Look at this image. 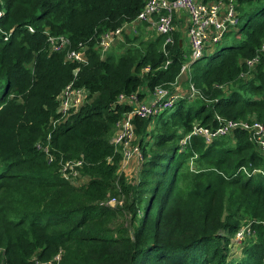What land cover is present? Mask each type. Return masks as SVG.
<instances>
[{
	"label": "trees",
	"instance_id": "trees-1",
	"mask_svg": "<svg viewBox=\"0 0 264 264\" xmlns=\"http://www.w3.org/2000/svg\"><path fill=\"white\" fill-rule=\"evenodd\" d=\"M144 3L0 0V264H37L58 252V264H264V155L256 143L239 129L179 149L195 122L264 123V55L252 70L245 65L264 39V0H235L238 42L190 63L200 105L181 97L156 116L133 118L141 158L129 178L111 143L130 110L118 97L172 90L190 53L175 29L146 35L148 24L137 21ZM118 28V42L101 52L103 33ZM49 35L66 38L86 62L53 51ZM248 71L253 78L244 81ZM69 83L87 94L60 118L58 96ZM77 159L86 179L73 184L60 161ZM245 219L252 237L231 258Z\"/></svg>",
	"mask_w": 264,
	"mask_h": 264
},
{
	"label": "built area",
	"instance_id": "built-area-1",
	"mask_svg": "<svg viewBox=\"0 0 264 264\" xmlns=\"http://www.w3.org/2000/svg\"><path fill=\"white\" fill-rule=\"evenodd\" d=\"M184 12L188 19L187 37L190 46V53L187 62L182 66L181 72L189 70L190 63L203 55L207 54L209 47L219 43L226 33L231 29H237V11L235 9V0H215L211 2H200L196 0H145V3L137 16V21L145 22L148 27L155 33L169 34L174 30V21ZM3 11L0 10V17ZM29 31H33L31 26H27ZM1 30V29H0ZM1 32V31H0ZM121 29L114 31H106L101 36L98 48L101 52L106 51L115 39L119 37ZM47 34V32H46ZM6 34L4 39H7ZM48 43L53 51H62L66 49L65 57L67 60H73L85 63L86 59L81 52L67 48L68 41L62 36L49 35ZM261 55H264V39L261 41L257 50V54L245 60L247 70H252L260 61ZM249 72V71H248ZM247 74H250V72ZM245 74L244 76H246ZM176 83V82H175ZM189 90L187 96L180 93L175 87L173 89L157 88L151 93V100L145 102L139 100L135 94L120 95L119 102H124L130 106V110L125 113L116 124V130L111 138V143L119 147L122 153V161L127 164L132 157L141 158L139 146L134 143L135 132L133 118H148L158 115L160 112L171 108L175 101L181 97L188 99L202 98L198 89L189 82ZM175 85V84H174ZM86 90L81 87H74L72 83L66 85L58 96V112L60 118L65 117L70 111L76 110L84 101ZM217 124L215 126L201 125L197 122L193 123L190 131L186 132L179 140V149L184 150L194 137H200L208 144L214 139L226 136H233L236 130H243L248 133L249 139L255 142L261 153L264 155V123L258 120L245 121L242 119H226L217 116ZM45 152L47 148L43 149ZM196 154L191 156L189 166L193 169V160ZM52 156H48V162H52ZM82 160H64L60 161V173L66 180L73 181L79 176V167ZM122 164V165H123ZM246 167L242 170L248 175L253 172H259V169L246 171ZM248 170V169H247ZM114 200V199H111ZM110 200V201H111ZM249 227V224L247 228ZM240 227L234 234V240L241 237ZM60 260V252H58L51 260L38 262L37 264H58Z\"/></svg>",
	"mask_w": 264,
	"mask_h": 264
},
{
	"label": "rangeland",
	"instance_id": "rangeland-1",
	"mask_svg": "<svg viewBox=\"0 0 264 264\" xmlns=\"http://www.w3.org/2000/svg\"><path fill=\"white\" fill-rule=\"evenodd\" d=\"M180 15L181 16L177 17L176 21H174V29L181 36V39L183 41V47H184V50H185L186 56H187V54L190 51L188 37H187V34H186L187 25H188V19H187V16L185 15L184 12L180 13ZM240 23H241V21H240ZM144 27L145 28H143V29L146 32V35L147 36H149V35L151 36L153 34V32H152L153 30L148 28L146 25ZM238 37H239V35L236 32V29L235 28H231L226 33V35L223 37V39L219 43L213 44V45H211L209 47V49L207 51V54L208 53H212V52L216 51L217 49H220L221 47H225V46H229V45H232L234 43H237L238 42ZM119 39L120 38H116L114 43L112 44V46H114V44H116ZM262 57H263V60H264V56H262ZM189 72H190L189 70H185L184 72L180 73L179 79L177 78L178 80H176V83L174 85V87L180 93H182V94H184L186 96H187L186 93L189 90V84H190L189 83ZM252 78H253V74L252 73L247 74L246 76H243V80L244 81L252 79ZM227 88H228V90L230 89L229 87H227ZM224 90L228 91L225 87H224ZM151 98H152L151 93H147L143 100L145 102H148V101L151 100ZM186 99L189 101L188 103H191L193 106L201 104V102H200L201 98H193V99L186 98ZM154 125L158 126V121L156 120V118L153 119V122H152V126H154ZM139 160H140L139 157H135L134 156V157H132V159L127 164L124 165L123 163H121L120 168H119L120 169L119 172L124 173L129 178H132V176L136 173L137 167L139 166ZM203 164L207 165V166H213V160H205V161H203ZM213 168L214 167H212V169ZM246 171H248V170L246 169ZM253 173H258V172H253ZM79 179H80V181H79ZM85 179L86 178H84L83 176H80V174H79V176L75 180L71 181V183L77 184L78 181L82 182ZM108 203L110 205H115L117 202L115 200H111ZM248 224H249V227L247 228ZM240 227L244 228V229L241 230V233L243 235L242 239L240 237V238H238V240L235 241L234 240L235 234H234L233 237H232V242L229 245V247H230L229 255H230L231 258H238L240 256V254H241L240 253V251H241L240 245L241 244H245L252 237V231H251L250 223L248 221H246V219L241 222Z\"/></svg>",
	"mask_w": 264,
	"mask_h": 264
},
{
	"label": "crops",
	"instance_id": "crops-1",
	"mask_svg": "<svg viewBox=\"0 0 264 264\" xmlns=\"http://www.w3.org/2000/svg\"><path fill=\"white\" fill-rule=\"evenodd\" d=\"M178 79H179V77H178ZM178 79H177V80H178Z\"/></svg>",
	"mask_w": 264,
	"mask_h": 264
}]
</instances>
